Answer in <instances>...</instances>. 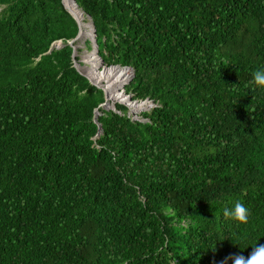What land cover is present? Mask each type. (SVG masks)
<instances>
[{"label":"trees","instance_id":"16d2710c","mask_svg":"<svg viewBox=\"0 0 264 264\" xmlns=\"http://www.w3.org/2000/svg\"><path fill=\"white\" fill-rule=\"evenodd\" d=\"M75 3L153 106L101 107L64 0H0V264H264V0Z\"/></svg>","mask_w":264,"mask_h":264},{"label":"rangeland","instance_id":"374dc122","mask_svg":"<svg viewBox=\"0 0 264 264\" xmlns=\"http://www.w3.org/2000/svg\"><path fill=\"white\" fill-rule=\"evenodd\" d=\"M84 20H85L86 23H88V24H90L92 26L93 37L92 36H83V37H79L80 39L78 38L77 40H75L74 45L76 44V50H77L76 51V55H78V57L80 58L79 60L76 59V63L75 64L79 68V70L82 73H84V74H87V71H89V69H92L93 66H99L98 67L99 70L97 71L98 73H101L104 70H109L112 66L111 67H108V66H104L103 65V63L100 60L101 58H100V56L98 54V50H97V48L95 46V43H94V45H93V47L91 49H87L85 47V42L87 40L90 39L92 42H94L95 33H94V27H93L92 23H90V21H88L86 19L85 15H84ZM79 30H80V28H79ZM73 39H71L70 42ZM63 45H64V42L62 40H58V41L55 42V46L54 47L55 48H61ZM94 51H95L96 54L94 55V57H91L90 58L89 55H91ZM99 71H101V72H99ZM132 76H133V72H130L127 80L123 83V85H121V86L118 87V92L119 93H122V92L125 93L124 92L125 85L131 80ZM110 77H107V78L106 77H102L103 78V86L102 85H100V86L104 90H106V87H107L109 89L111 88L110 89L111 92H115L114 87H115L116 81H115V78L112 79ZM89 78L92 80V82L95 83V80L93 78H91V77H89ZM124 95L126 96V93L123 94V96ZM129 99H130V101L128 100V102H125V101L121 102V100L111 101V103H112L113 106L111 108H108V109L115 108L116 103L121 102V103H124V104H126V105L129 106V110H130V114L131 115H134V116H137L138 117L142 112H144L145 110H148V109L151 108L150 106L152 105V102H149V101L141 102L140 104H142V107L139 108V109L132 108V107H130L129 104L131 102H133V101L131 100V98H129ZM133 103H138V102H133Z\"/></svg>","mask_w":264,"mask_h":264},{"label":"bare ground","instance_id":"6f19581e","mask_svg":"<svg viewBox=\"0 0 264 264\" xmlns=\"http://www.w3.org/2000/svg\"><path fill=\"white\" fill-rule=\"evenodd\" d=\"M65 1V5L67 6V8L72 11L77 18L80 21L81 24V35L80 37L83 36H92L93 37V30H92V26L88 23L85 22L84 20V13L81 9H79V7L76 5V3H74L73 0H64ZM80 39V38H79ZM95 51L89 55V57H94L95 55ZM93 66V65H92ZM99 66H93L92 69H89V71H87V74L89 77L93 78L95 80V83L98 85H102L103 86V78L102 77H110L112 79L115 78V87L114 90L115 92H111L109 88L106 87L105 94H106V104L103 105L104 108H111L113 105L111 103V101H117V100H121V101H125L128 102V100L130 101V99L128 97H125V95L123 96V94L125 93H119L118 92V87L123 85V83L127 80L130 72H132L131 69H127V68H121L118 66H112L109 70H104V71H99L101 73H98L97 71L99 70L98 68ZM87 70V69H86ZM130 103V102H129ZM130 107L135 108V109H139L142 107V104L140 103H133L131 102Z\"/></svg>","mask_w":264,"mask_h":264},{"label":"water","instance_id":"95a60500","mask_svg":"<svg viewBox=\"0 0 264 264\" xmlns=\"http://www.w3.org/2000/svg\"><path fill=\"white\" fill-rule=\"evenodd\" d=\"M74 1V3H75V0H73ZM66 8H67V6H66ZM68 9V8H67ZM69 10V9H68ZM70 11V10H69ZM70 13L75 17V19L78 21V23H79V28H80V30H79V33H78V35L70 42H68L70 45H74V42H75V40H77L79 37H80V35H81V24H80V21H79V19L77 18V16L72 12V11H70ZM90 23H92V22H90ZM92 25H93V23H92ZM94 27V26H93ZM94 33H95V37H94V43H95V45H96V48H97V50H98V45H97V40H96V31H95V28H94ZM54 46H55V42L52 44V46H51V48H50V50L48 51V53L49 52H51L52 51V49L54 48ZM75 48H76V46H75ZM74 56H76V52H74ZM101 62L103 63V61L101 60ZM115 66H120V65H115ZM120 67H122V66H120ZM78 68V67H77ZM125 68H127V69H132L131 67H125ZM78 70H79V68H78ZM132 71H133V69H132ZM81 72V71H80ZM82 73V72H81ZM82 74H84V73H82ZM84 75H86L87 77H88V75L87 74H84ZM133 75H134V73H133ZM89 78V77H88ZM90 79V78H89ZM90 81H91V79H90ZM92 82V81H91ZM93 83V82H92ZM94 84V83H93ZM99 87V86H98ZM106 102H107V100H106V94H105V101H104V103L103 104H101V107H103V105L104 104H106ZM104 108V107H103ZM106 109V108H105ZM114 109V108H113ZM99 115H100V112H99V108H97L96 110H95V116H94V119H95V121L96 122H98V117H99ZM102 132V126H101V124H100V127H99V133H98V135L97 136H99L100 135V133Z\"/></svg>","mask_w":264,"mask_h":264},{"label":"built area","instance_id":"2783aa9c","mask_svg":"<svg viewBox=\"0 0 264 264\" xmlns=\"http://www.w3.org/2000/svg\"><path fill=\"white\" fill-rule=\"evenodd\" d=\"M92 44L94 45V42H92ZM96 46V45H95ZM101 60V59H100ZM75 63H76V59H75ZM76 65V64H75ZM104 65V64H103ZM120 67V66H119ZM122 68H125V67H122ZM132 70V69H131ZM133 72V71H132ZM92 81V80H91ZM94 83V82H93ZM129 83V82H128ZM127 83V84H128ZM95 85H97V86H99L101 89H103L100 85H98V84H96V83H94ZM126 86V85H125ZM103 91H104V89H103ZM124 92H125V90H124ZM104 93H105V91H104ZM126 93V92H125ZM125 97H128V98H131V100H132V97L130 96V95H127L126 94V96ZM133 102H138V103H141V102H146V101H149V100H146V101H134V100H132ZM121 102H123V101H121ZM120 102V103H121ZM149 102H151V101H149ZM152 105H153V103H152ZM152 105L150 106V107H152ZM113 109V108H112ZM115 109V108H114ZM134 118H138L137 116H134Z\"/></svg>","mask_w":264,"mask_h":264}]
</instances>
